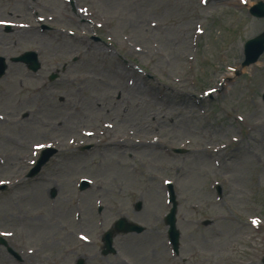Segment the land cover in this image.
<instances>
[{"label": "rangeland", "instance_id": "obj_1", "mask_svg": "<svg viewBox=\"0 0 264 264\" xmlns=\"http://www.w3.org/2000/svg\"><path fill=\"white\" fill-rule=\"evenodd\" d=\"M181 1L0 0V56L8 65L0 79V182L9 183L0 194V234H11L7 243L23 250L24 264H76L80 258L83 264H263L264 53L254 65L242 64L245 43L264 33V18L249 9L264 0H211L208 5L184 0L180 8ZM145 19L160 27L145 26ZM195 20L199 28L192 32ZM20 25L28 31L19 32ZM32 50L42 65L36 75L11 61ZM115 66H131L145 92L141 99L129 96L135 104L126 111L130 122L121 121L125 103L114 108L118 100L109 97L125 83L123 78L112 83ZM165 69L174 80H184L180 94L167 87ZM43 94L56 102L65 95L85 116L71 118L65 107L62 115L53 113L56 102L52 107L38 102ZM94 99L111 110L108 118L103 111L89 113ZM151 112L175 115L162 118L157 130L135 135L149 136L150 145L135 143L124 155L105 145L134 125L150 124ZM11 115L24 121L11 125ZM31 116L39 120L27 127ZM44 116L69 125L80 122L82 131L94 135L44 127ZM234 116L258 127L249 131ZM110 118L112 125L121 123L105 131L101 125ZM54 136L63 142L50 143ZM27 142L35 152L26 153ZM84 145L91 149L83 150ZM47 147L55 149L54 156L28 177ZM204 149L211 153L199 155ZM82 180L89 182L83 190ZM93 182L96 187H90ZM167 183L178 203V255L164 223L171 208ZM218 215L232 220L214 222L221 232L213 234L201 220ZM122 217L146 230L116 236L117 254L103 256L101 236ZM251 219L260 223L253 231L223 229ZM0 264L19 263L0 248Z\"/></svg>", "mask_w": 264, "mask_h": 264}, {"label": "bare ground", "instance_id": "obj_2", "mask_svg": "<svg viewBox=\"0 0 264 264\" xmlns=\"http://www.w3.org/2000/svg\"><path fill=\"white\" fill-rule=\"evenodd\" d=\"M175 0H172V2H174ZM199 1V0H198ZM205 2V5H208V1H211V0H202V2ZM244 1V0H242ZM178 7L180 8H183L185 7V3H184V0H182L179 4H178ZM144 25L147 26L151 29H157L158 27H160L159 24L155 23L153 24V22L151 21V19H145L144 20ZM22 28V27H21ZM19 28V32L21 33H25L26 31H28L26 27H24L23 29ZM199 28V25H198V22L195 20L194 23H192L191 25V31L192 32H195L197 29ZM84 29H88L87 25L84 24ZM154 56H159V53L158 52H154L153 53ZM191 59V56L190 54L188 55V59H186V61L190 60ZM126 69L124 68H120L118 66H115V68H112L110 70V72L112 73V83H120V80L123 78L125 80V83H123L122 85H120V87L118 89H116L115 93H112L109 95V97L111 99H114L115 101L118 100V103L115 102L112 103V105L115 107H117V105L119 106V103L121 102H124L125 103V106L121 107V121L122 123L126 121L130 122L131 117L127 115L126 111L128 109V106H131L133 107L135 104L131 101V97H129L130 95L134 96L135 98H140L144 96V91L142 90V88L138 85V81L136 79L137 76H135V71L132 70V67L131 66H125ZM161 67H159L160 69ZM163 70V69H162ZM166 71V69H165ZM167 75L169 76V83L171 86H167V84L165 86L167 87H171V88H174L175 90H171L172 91V94L174 95H178L180 94L179 92H177V88H182V84L184 82V80H174L172 76H170V74L166 71ZM226 77H227V74H226ZM228 77H231V75H228ZM164 85V84H162ZM158 88V87H157ZM158 91H159V88H158ZM166 91V90H164ZM6 94H9V92L5 91ZM160 94V93H158ZM184 95V94H183ZM186 95H184L185 97ZM51 97H53L52 95H46V94H43L42 96L39 97L38 99V102H40L41 100H43L44 103H49L48 106L52 107L51 105H54V103L56 102L55 99H50ZM160 97H163V95ZM179 97V96H178ZM187 98V97H186ZM34 99L33 98H28L27 99V102H32V100ZM79 103V102H78ZM56 108L53 109V113H55L56 111L59 112L60 108H64L66 110H71L70 112V116L71 118H76L75 115H80V116H85V112H84V109L80 106L79 109H75V104L70 100L68 99L65 95H59L57 97V102L55 104ZM88 111L89 113H91L92 111H103L104 112V116L106 118H108L111 114V110H104L100 103H99V100L98 99H94V101H92L91 104H88ZM106 108H108L106 106ZM56 110V111H55ZM73 112V113H72ZM27 114L25 116L28 117L29 115V112H26ZM60 115H62L61 112H59ZM77 113V114H75ZM19 115V114H18ZM14 116L16 117V119L13 118V116L11 115L10 119H9V123L11 125H16V124H21V121H24L23 118H19V116ZM175 115V114H173ZM173 115H166V114H163V113H149L148 114V118H147V121L148 123L150 122V124H147L145 123L144 125L142 124H137L130 127L132 129H135V130H132V129H129L128 131L124 130L125 132H122V136H118L116 138H112V137H109L106 142H105V145L107 147H111L112 149H117V150H123L122 151V155H124L127 151H131L132 150V147L136 146L135 143H137L138 145H141V146H147V145H150L151 142V139L149 136H146V137H142V136H135L137 134H146V132H149V131H152V130H157V126L160 125V124H164L165 120H162V118H168L170 117V119H173ZM44 118L46 119L47 117L44 116ZM30 121L28 122L27 124V127L30 126V125H33L35 124L39 119L38 117L36 116H31L29 117ZM89 119V116L87 117V120ZM234 120L236 123H242L244 125H249V131H253L255 128H257V124H252V123H249V120L248 118L246 117H237V116H234ZM115 121L114 118H110L108 119V121L105 119L104 122L102 123V129L105 130V131H110V130H114L116 125L121 123L120 120H117L115 122V125H112V123ZM74 123V122H72ZM79 124H71L70 125L68 124V122L60 117H56L55 118H51V119H46L44 122H41V125H43L44 127L45 126H49L52 130H62L64 132H68V131H73V133H83L85 134L86 136L88 135L87 134V131H82V128L84 127L82 123L78 122ZM24 124H26L24 122ZM69 125V126H67ZM125 136H129V139L126 140V141H123L122 139L125 137ZM47 138H50V137H47ZM157 142H159V140H156ZM50 143L54 144V145H60L62 142H63V139L61 138V136H54L53 138H50ZM23 147H25L26 149V153H30V151H34L35 150V147H33L29 142L23 144ZM211 152L208 150V149H204L202 150L201 152H199L198 154H202L203 156H206V154H210ZM58 170H60V168H58ZM144 176L147 178V179H150L152 177V174L147 171V173H144ZM42 182H44L46 179L44 178H40ZM97 184H95V182H93L91 184L90 187H96ZM39 186V185H38ZM70 187V190L69 192L72 190V185L69 186ZM75 196V194H74ZM71 200V199H70ZM69 201V200H68ZM100 204V203H98ZM225 220H232L231 217H227L226 215H218V216H215V217H212V218H206L204 220H201V223L205 226V227H208L210 232L213 233V234H216V233H220L221 231H219L217 228L214 227V222L216 221H220L222 223H224L223 221ZM223 229H229V230H233V231H237V232H240V231H244V232H250V231H253L254 230V224L252 222H247L245 224H237V223H230L226 226L223 227ZM199 264H202V263H199Z\"/></svg>", "mask_w": 264, "mask_h": 264}, {"label": "water", "instance_id": "obj_3", "mask_svg": "<svg viewBox=\"0 0 264 264\" xmlns=\"http://www.w3.org/2000/svg\"><path fill=\"white\" fill-rule=\"evenodd\" d=\"M251 13L256 16V17H264V4L259 3L255 7L252 8ZM264 52V34L261 35L260 37L250 40L246 44V55H247V60L245 62V65H248L250 63L255 62L259 56ZM15 61H24L29 65V67L36 71L39 68V64L37 63V58L36 54L31 53L27 54L24 57L16 58L14 59ZM7 69V66L5 65V61L0 58V78L4 75L5 70ZM52 153L50 154H43L41 160L39 161L38 165L34 169V172L32 175L37 174L42 166L49 160L51 157ZM171 201L174 203V207L171 211V213L167 216L166 222L167 224L170 225V230H169V235L170 239L175 245V249H178V239H179V232L176 229L175 223H176V201H175V195L173 193L172 187H171ZM142 207L141 203H137L136 209L140 210ZM144 228L128 222L125 218L120 219L116 225L115 229L113 231H110L106 234L105 240H106V246L109 249L108 253L112 250V238L115 233H129V232H143ZM107 254V252L105 253Z\"/></svg>", "mask_w": 264, "mask_h": 264}, {"label": "snow or ice", "instance_id": "obj_4", "mask_svg": "<svg viewBox=\"0 0 264 264\" xmlns=\"http://www.w3.org/2000/svg\"><path fill=\"white\" fill-rule=\"evenodd\" d=\"M253 223L255 224V223H257L256 221H253Z\"/></svg>", "mask_w": 264, "mask_h": 264}]
</instances>
